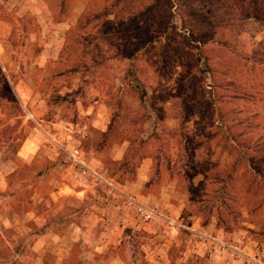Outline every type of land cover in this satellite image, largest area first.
Instances as JSON below:
<instances>
[{
    "label": "rangeland",
    "instance_id": "374dc122",
    "mask_svg": "<svg viewBox=\"0 0 264 264\" xmlns=\"http://www.w3.org/2000/svg\"><path fill=\"white\" fill-rule=\"evenodd\" d=\"M24 1L0 0L20 19L0 63V264H264V0H65L64 42L29 41ZM40 47L60 57L35 66ZM75 149L116 192L64 196Z\"/></svg>",
    "mask_w": 264,
    "mask_h": 264
},
{
    "label": "crops",
    "instance_id": "0c3cea01",
    "mask_svg": "<svg viewBox=\"0 0 264 264\" xmlns=\"http://www.w3.org/2000/svg\"><path fill=\"white\" fill-rule=\"evenodd\" d=\"M64 2H65V0H61L59 2H55V1L54 2H46L45 0H41V3L39 5L32 8V6H34V5H30L29 0H28V2L24 1L20 5H18V8H17L18 13H16L17 15H15V16H18V18H21V19L23 18L22 16H25L26 14H28L30 16L31 15L34 16L33 17L34 18V24L37 27V32L27 34L30 42H33V41L41 42L40 41V40H42L41 38L45 39V37L47 39L53 40L54 42H64L63 36L65 35L66 31L69 30V28L71 26V23L67 20L68 17H66L64 14V11L69 9V7L67 5L68 3L66 2L63 5ZM27 3H28V6H25ZM36 4H38V3H35V5ZM29 12H31V13H29ZM15 20H20V19H14L12 22L9 20H5V21L0 20V43H1L0 44V63L1 64H3L1 59L5 58V56H6L4 49H3V42L13 41L12 36L17 32ZM40 48H41V50L37 54L35 61H34L35 66H44L48 59L49 60L50 59L57 60V58L60 57V54H61L60 48H62V47H60L59 49H54V50H51V48H50L49 49L50 51H48L46 48H44V49L42 47H40ZM15 53H17V52H15ZM25 53L26 52L24 51V57L28 58V55ZM2 69L7 73L6 68L3 67V65H2ZM11 89L12 90L14 89L13 84L11 85ZM35 148H36V145L34 144V139L26 140V142H24V144L21 148V151L19 153L20 157H18V158L25 159V160L31 158L36 153ZM58 148H60L61 151L65 152V150L62 147L59 146ZM69 153H70V151L67 153V157H68ZM6 163L13 165V163L11 161H6L1 166H3ZM91 163L92 162H90V165L87 166L86 163L84 162L85 168H81L80 166H78L76 164L71 166V168H69L68 171L69 172L72 171L74 176L72 177L73 179L70 183L68 182L66 184H63V187L68 192V193H65L64 196L70 197L73 200H78V201L82 200L83 201L85 198L90 197L89 195L91 194V192H93L95 190H100V189H102V187L104 189V186H107V185L111 188H107V189L105 188L104 190H107L108 193L109 192H116V189L113 188L111 186V184L108 183V181H106V179H104L99 174V172L97 171V168L93 167V165H91ZM11 172H12V170L10 172H5V173H3V171H2L0 174V177L4 179V177L11 174ZM67 174H68V172H67ZM7 187L8 186L5 182V180H3L2 182L0 181V192H5L7 190ZM123 189H125V188H123ZM119 195H121V199L123 201H125L126 203H127V199H132L134 202H136L138 204H143L142 202L138 201L137 198H134L130 195H124L123 193H119ZM78 196H81V197H78ZM95 197L96 196H94V198ZM106 201L108 203L111 201L109 196L106 199ZM112 203H114V202L111 201V204ZM126 203H125L126 209H130L134 213V215L138 218V215H137L135 209L133 207H131L130 205H127ZM109 211H110V209H109ZM79 216H80V214H79ZM101 248L102 247H100L99 249H101ZM67 262H69V261H67Z\"/></svg>",
    "mask_w": 264,
    "mask_h": 264
},
{
    "label": "built area",
    "instance_id": "2783aa9c",
    "mask_svg": "<svg viewBox=\"0 0 264 264\" xmlns=\"http://www.w3.org/2000/svg\"><path fill=\"white\" fill-rule=\"evenodd\" d=\"M68 156L72 163L80 166L81 168H85L84 161L81 159L79 151L77 149L71 151ZM127 205H130L135 209L137 215L142 219L143 222H149L153 219H160L162 221H165L166 225L171 227L175 231L186 229V227H184L181 222L173 219L163 218L161 215H158L154 211V209H151L150 207L142 204H138L132 199H127Z\"/></svg>",
    "mask_w": 264,
    "mask_h": 264
},
{
    "label": "trees",
    "instance_id": "16d2710c",
    "mask_svg": "<svg viewBox=\"0 0 264 264\" xmlns=\"http://www.w3.org/2000/svg\"><path fill=\"white\" fill-rule=\"evenodd\" d=\"M20 245V244H19ZM11 264H18V263H16L15 261L14 262H11Z\"/></svg>",
    "mask_w": 264,
    "mask_h": 264
}]
</instances>
